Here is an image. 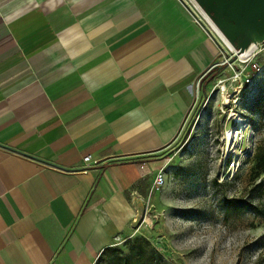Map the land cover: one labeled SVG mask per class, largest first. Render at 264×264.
Returning <instances> with one entry per match:
<instances>
[{
    "label": "crops",
    "instance_id": "1",
    "mask_svg": "<svg viewBox=\"0 0 264 264\" xmlns=\"http://www.w3.org/2000/svg\"><path fill=\"white\" fill-rule=\"evenodd\" d=\"M218 49L180 0H0V264L121 244Z\"/></svg>",
    "mask_w": 264,
    "mask_h": 264
},
{
    "label": "rangeland",
    "instance_id": "2",
    "mask_svg": "<svg viewBox=\"0 0 264 264\" xmlns=\"http://www.w3.org/2000/svg\"><path fill=\"white\" fill-rule=\"evenodd\" d=\"M218 50L219 67L194 84L164 153L165 187L152 191L153 174L129 195L135 217L118 245L125 251L143 237L165 264H264V166L254 161L264 149V44L246 63Z\"/></svg>",
    "mask_w": 264,
    "mask_h": 264
},
{
    "label": "water",
    "instance_id": "3",
    "mask_svg": "<svg viewBox=\"0 0 264 264\" xmlns=\"http://www.w3.org/2000/svg\"><path fill=\"white\" fill-rule=\"evenodd\" d=\"M180 1L185 5L183 0ZM195 2L235 49L232 60H237L254 46L264 44V0Z\"/></svg>",
    "mask_w": 264,
    "mask_h": 264
},
{
    "label": "trees",
    "instance_id": "4",
    "mask_svg": "<svg viewBox=\"0 0 264 264\" xmlns=\"http://www.w3.org/2000/svg\"><path fill=\"white\" fill-rule=\"evenodd\" d=\"M254 161L256 167L264 166V149L257 151ZM96 264H165V262L147 239L136 237L128 244L127 251L118 246L106 248Z\"/></svg>",
    "mask_w": 264,
    "mask_h": 264
},
{
    "label": "built area",
    "instance_id": "5",
    "mask_svg": "<svg viewBox=\"0 0 264 264\" xmlns=\"http://www.w3.org/2000/svg\"><path fill=\"white\" fill-rule=\"evenodd\" d=\"M185 2V7L189 11L192 22L200 27L208 36L210 40H212L220 50L224 49V45L222 44L221 40L219 37L216 35L214 32V28L210 22V18L205 14V12L199 7V5L195 2V0H183ZM218 66V63L212 66L210 69L213 70ZM240 76V75H239ZM242 76V74H241ZM251 82V81H250ZM247 81V83H250ZM90 157H86L84 159L85 162H89ZM166 185V171L165 169H160L157 171L154 179V183L152 186V191H161Z\"/></svg>",
    "mask_w": 264,
    "mask_h": 264
},
{
    "label": "bare ground",
    "instance_id": "6",
    "mask_svg": "<svg viewBox=\"0 0 264 264\" xmlns=\"http://www.w3.org/2000/svg\"><path fill=\"white\" fill-rule=\"evenodd\" d=\"M213 28H214V32L216 33V35L219 37V39L221 40L222 44L224 45V48L229 51L231 54H235L236 51L235 49L232 47V45L227 41V39L224 37V35L219 31V29L215 26V24L210 20ZM259 53V46H254L249 52L241 55L238 57V61H240L241 63H246L248 60H250L252 57L256 56ZM229 54V53H228ZM226 88H223L222 92V97L223 100L225 102V104H230V95H228L226 92ZM226 144H230L229 140L225 142Z\"/></svg>",
    "mask_w": 264,
    "mask_h": 264
}]
</instances>
